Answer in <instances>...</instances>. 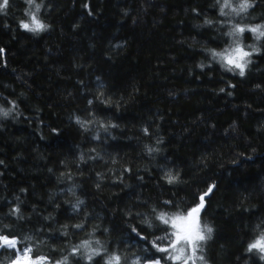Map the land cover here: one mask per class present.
I'll return each mask as SVG.
<instances>
[{
  "label": "trees",
  "instance_id": "1",
  "mask_svg": "<svg viewBox=\"0 0 264 264\" xmlns=\"http://www.w3.org/2000/svg\"><path fill=\"white\" fill-rule=\"evenodd\" d=\"M251 2L225 17L216 0H36L47 28L30 32L21 22L35 5L10 0L0 12V108L11 110L0 114V235L45 264L113 254L173 264L153 246L172 231L156 215L186 213L212 187L199 215L213 232L195 264H264L248 251L264 233V37L244 76L210 51L252 14L264 25V0ZM84 241L101 255L73 254ZM14 257L0 248V264Z\"/></svg>",
  "mask_w": 264,
  "mask_h": 264
},
{
  "label": "snow or ice",
  "instance_id": "2",
  "mask_svg": "<svg viewBox=\"0 0 264 264\" xmlns=\"http://www.w3.org/2000/svg\"><path fill=\"white\" fill-rule=\"evenodd\" d=\"M10 0H0V12H3L5 9L9 7ZM29 5H35V12H29L31 16V22L25 23L21 22V27L30 32H40L47 28V25L40 22L36 13H39L41 5L36 4V0H27ZM218 4H220V15L221 16H231L232 14H236L239 16L241 13H246L248 10L253 7V3L251 0H239V3L236 7H233V0H216ZM228 9L229 11H225ZM206 24H211V20L205 21ZM249 31L256 35V39L264 37V25H256V26H247L241 25L238 23L232 24L230 30L227 32L229 37H232V44H230L223 51L217 52L215 50H210L213 59H217L222 66L226 67L228 71H232L233 69L239 70V75L244 76L245 68L251 61L248 59L252 55L253 52L259 51V49L255 47H251V51H246L242 45V40L240 39L241 35L245 32ZM3 50L0 49V52ZM9 111H5L0 108V114L7 116ZM80 123L79 120H77ZM114 126V125H113ZM147 131V130H145ZM149 151H154V149H149ZM168 182L172 183L177 178L172 176L170 173L167 176ZM211 188L208 189V192L204 193L199 197V204L195 207H192L186 213H175L169 215L166 212H159L156 215V219L159 220L162 224L169 226L172 231L167 233L165 237L158 239H168L170 243L167 247H159L155 243L154 247H157V250L160 252L168 253L171 251V255L167 258L173 261V264L176 262H181V264H189L191 261L192 264H195L196 260L203 261L204 257L202 255H198V252L202 251L203 244L211 239V234L213 229L208 225H201L200 222V212L204 208L205 205V196L211 192ZM79 203H83L80 201ZM168 203V202H166ZM14 211H18L15 209ZM155 211V209L153 210ZM76 227H82V225H77ZM135 231V229H133ZM139 235V233H138ZM25 240H30L31 237H25ZM20 243L19 239L16 237H9L7 235H0V248H8L15 250V257L11 261V264H45V257H38L36 259H32L30 253L32 252L31 247H25L21 250L18 247ZM91 241H84L82 244L73 249V254H76L81 248L89 249V254L87 259L89 261L92 260L94 256L101 255V251L98 248L91 247ZM96 244H100V241L97 240ZM253 250L261 253V259H264V233L260 235L259 238L254 240L252 243L248 245V251L252 252ZM58 264H67V258L64 261L58 262ZM106 264H121V257L119 255L113 254L111 255ZM134 264H139V261H135ZM152 264H161L160 259H155L152 261Z\"/></svg>",
  "mask_w": 264,
  "mask_h": 264
},
{
  "label": "rangeland",
  "instance_id": "3",
  "mask_svg": "<svg viewBox=\"0 0 264 264\" xmlns=\"http://www.w3.org/2000/svg\"><path fill=\"white\" fill-rule=\"evenodd\" d=\"M261 19L262 18H261L260 15L252 14L251 16H248L247 22H245L244 25H247V26H250V27L251 26H256V25H261L263 23ZM253 36L255 37L253 39L251 38V36L242 39V44L245 45V46L247 44H249L251 47H255V48L259 49V45H258L259 40L256 39V35L255 34H253ZM251 47H250V49H248L246 51H251ZM256 52H253V53H256ZM250 57H248L249 60H250ZM146 264H152V262H149V263H146Z\"/></svg>",
  "mask_w": 264,
  "mask_h": 264
},
{
  "label": "water",
  "instance_id": "4",
  "mask_svg": "<svg viewBox=\"0 0 264 264\" xmlns=\"http://www.w3.org/2000/svg\"><path fill=\"white\" fill-rule=\"evenodd\" d=\"M210 188L212 189V187H210ZM207 192H208V191H207ZM208 195H209V193H208ZM208 195H207V196H208ZM207 196H205V198H206Z\"/></svg>",
  "mask_w": 264,
  "mask_h": 264
}]
</instances>
